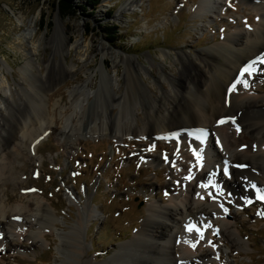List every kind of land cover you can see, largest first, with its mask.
I'll return each mask as SVG.
<instances>
[{
    "label": "rangeland",
    "instance_id": "obj_1",
    "mask_svg": "<svg viewBox=\"0 0 264 264\" xmlns=\"http://www.w3.org/2000/svg\"><path fill=\"white\" fill-rule=\"evenodd\" d=\"M126 1L72 0L71 8L67 9L59 5L58 0H0V58L5 59L10 66L9 70L3 68L2 71L13 88L14 97V100L9 101L10 113L0 112L11 127L1 122L4 131L0 130V133L6 135L15 131L17 135L0 150V165L8 161L12 166V174L6 181L2 178L4 176L0 177L1 211L23 207L33 212L36 208L33 198H36L49 207L57 220L54 230L52 226L43 225L45 234H50V230L67 231L76 220L79 204L87 203L94 210L95 217L86 222L81 235L85 245L83 257L90 262L107 259L119 244L132 238L135 230L141 226L151 201L168 206L171 205L169 198L172 196L184 200L195 168L203 169L207 176H219L229 185L233 186L234 182L226 166L220 165L214 174L200 161L205 155L203 150L195 153L194 149L186 147L180 151L168 137L141 140L134 136L120 138L113 136V133L91 136L89 130L83 129L70 135L71 131H63L60 119V114L67 116L72 112L69 90L89 79L91 93L87 102H84L86 119L83 126L88 129V121L97 116L98 104L106 103L111 88L106 80L101 79L97 70L101 62L99 49L102 45L109 52L131 57L134 66L136 58L145 67L146 75H142L141 80L146 91L140 92V100L146 105L147 97L150 99L159 92L158 84L169 90L164 80L158 83L160 70L173 77L180 76L179 64L173 62L174 53L184 52L194 56L211 44L221 42L234 29L244 32L251 30L259 20L258 7L244 0H218L219 9L217 7L213 12L200 13V16L195 15L192 8L199 0H134L132 7L119 13ZM19 11L26 16L24 25H19L14 18L13 13ZM56 17L64 22V44L67 47L82 34L89 43L93 61L87 67L79 60L82 51L76 53L71 48L62 58L55 53L60 45L59 38L53 36ZM31 19L35 20V38L39 39L40 46L33 56L35 67L30 81L42 95L41 111L46 117L42 124L44 129H38L41 139L34 147V138L25 141L15 129L17 122L31 111L28 98L22 94L21 88L25 86L29 96L34 95L27 83L20 79L18 68L26 55L17 47L15 40ZM252 50L251 46L246 48L248 52ZM162 53L167 54V57H161ZM72 62L76 64L73 75L61 77L50 84L40 83L39 72L49 75L50 70H62ZM198 65L200 70L204 69V63ZM1 67L0 60V70ZM104 67L113 74L110 56L104 58ZM209 67L213 69V64H209ZM124 69L123 63L116 66L121 90L115 86L114 91L118 93L123 91L125 85ZM258 73V77H251V82L258 84V90L264 94V68L261 67ZM117 112L115 106L107 108L110 117H114ZM251 115L246 118L251 120ZM48 127V134L44 136V130ZM226 131L228 139L239 141L241 147H245L244 142L250 141L254 135L250 129L241 128L234 135H231L230 130ZM153 144L154 147L150 148ZM152 156L155 161L150 158ZM260 176L257 187L264 195V176ZM244 183L247 184V181L244 180ZM205 187L208 190L207 200L217 201L218 207L232 223L233 230H239L247 245L240 249L216 231L212 232L210 239L213 242L209 244L206 232L211 228L209 225L204 228L206 236L202 239L207 241L204 249L216 250L224 263L264 264V215L258 214L264 213V200L256 197L250 200L251 203L239 206L235 195L220 193L218 188L216 190L210 184ZM70 195L74 199L72 202L69 200ZM8 241L11 248L5 250V243L0 246V252L9 259L0 257V264H60V255L56 250L59 241L53 235H48L47 240L40 239L44 246L36 244L31 247L32 240L26 239V236L20 240L9 237Z\"/></svg>",
    "mask_w": 264,
    "mask_h": 264
},
{
    "label": "bare ground",
    "instance_id": "obj_2",
    "mask_svg": "<svg viewBox=\"0 0 264 264\" xmlns=\"http://www.w3.org/2000/svg\"><path fill=\"white\" fill-rule=\"evenodd\" d=\"M244 1L253 2L258 7L257 26L246 32L234 29L224 36L221 42L211 44L194 56L184 52L177 55L174 53L173 62L177 61L179 64L180 76L173 77L161 70L158 74V83L161 80L167 82L168 92L158 84L159 92L150 99L148 96L145 105L140 100V92L145 90V84L141 80L142 75H146L145 67L136 58L134 60L136 66H134L131 57H122L118 52H109L102 45L99 49L101 62L97 70L100 72L101 79L106 80L108 86L111 87L106 103L98 104L97 116L88 121V129L83 128L85 126L84 102H87L91 93L88 86L89 79H87L68 92L72 112L67 116L60 114L63 131H71L70 135L83 129L89 130L91 136L96 133L103 135L113 133V136L117 135L120 138L134 136L141 140L155 139L160 136L170 138L173 146L180 151L186 147H191L195 153L203 150L205 153L203 157H208L209 161L204 158H200V161H203L204 165H207L214 174L217 173L220 165L226 166L227 173L233 179V186L220 179L219 176L216 177L213 174L207 176L203 169L196 170L195 168L194 178L187 185L184 200L172 196L169 198L171 205L168 206L151 201L141 226L135 230L132 238L119 244L107 259L95 262H90L89 259L83 257L85 245L81 231L86 222L95 217L94 210L87 203L79 204L76 220L67 231H53L57 221L54 214L48 206L37 201L36 198H33L36 203L33 212L23 207H20L21 209L18 207V210L13 208L1 211L2 206L0 205V246L6 243L5 250H9L11 248L9 243L7 244L9 237H17L20 240L24 236L32 240L31 247H35L36 244L44 246L45 244L41 243L40 239L47 240L48 235H53L59 241L56 250L60 255V264H228L220 260L219 254L213 248L204 249L207 241L208 243L213 242L210 237L214 231L226 236V239L234 246L240 249L246 247L247 244L241 238L239 230H233L232 223L218 207L217 201L207 200L208 190L205 187L210 184L216 190L218 188L220 193L235 195L239 206L261 195L257 181L260 180L259 175L264 176V94L258 90V84L251 82V77H258L260 75L258 71L261 67L264 68V62H262L264 60V0ZM133 2L134 0L126 1L119 13L132 7ZM217 4L219 5L218 0H199L192 8L195 15L200 16V13L213 12L217 7L219 9ZM13 15L19 25H24L26 16L23 12L19 11ZM55 19L53 36L58 37L60 42L55 53L62 58L63 54H67L71 48L76 53L82 51L79 60L83 66L87 67L93 61L89 53V43L82 34L74 40L70 47H67L64 44V22L59 17ZM28 23L29 25L16 36L15 40L17 47L26 55L25 61L18 68L20 79L27 83L34 95L29 96L25 86H22L21 92L28 98L31 111L30 113L27 111L29 114L17 122L15 129L25 141L34 138L33 142L31 141L34 147L41 139L38 129H44L42 124L45 123L46 117L41 111L43 108L42 95L30 81L35 67L33 56L38 51L40 41L35 38V20L31 19ZM248 46H251L253 50L246 51ZM106 56L112 58L113 74L106 71L104 67ZM164 56L167 57V54L162 53L161 57L164 58ZM217 57L221 59L218 60ZM0 60L2 61L0 112L3 110L9 114V101L14 100L13 88L2 69L9 70L10 66L5 59L0 58ZM119 63L125 64L126 77L123 91L120 93L114 91L115 86L118 89L120 87L116 74V66ZM198 63L201 65L204 63V69L200 70ZM209 64H213V69L209 67ZM249 65L252 67L251 74L246 72L241 77V70ZM75 67L76 64L72 62L71 65H65L62 70H50L49 75L48 73L42 75L39 72L40 83L50 84L61 77L71 76L74 74ZM237 80L246 81L248 86L245 87L243 82L236 83ZM152 84L154 85L155 82ZM233 84L236 85L235 90L229 91ZM14 91L17 94V90L14 89ZM114 106L118 108V112L114 117H110L107 115V108ZM249 114H252L251 120L246 118ZM221 120L226 123H219ZM1 122L8 126L9 121L3 113H0V130L4 131ZM8 127L11 125L9 124ZM237 127L244 130L250 129L254 133L250 141L244 142L245 147H241L239 141L228 139L226 130H230L231 135H234ZM48 130L49 127L44 130V133L42 132L44 136L48 134ZM13 132L6 135L0 133V150L4 149L3 147L11 139L17 137L15 131ZM153 147L154 144L150 146V148ZM18 150L19 148L16 152ZM150 158L155 161L153 156ZM3 164L0 165V177L4 176L2 178L6 181L12 174V166L8 161ZM69 200L71 202L74 200L71 195ZM14 217H19V219H14ZM45 224L52 226L53 230H50V234H45L43 227ZM209 225L211 228L206 231L207 241L205 238L199 240L198 231L188 230L189 227H194L204 236V228ZM25 227L28 229L25 230ZM197 240L199 242L193 248L191 245ZM0 257L4 260L9 259L3 252H0Z\"/></svg>",
    "mask_w": 264,
    "mask_h": 264
},
{
    "label": "snow or ice",
    "instance_id": "obj_3",
    "mask_svg": "<svg viewBox=\"0 0 264 264\" xmlns=\"http://www.w3.org/2000/svg\"><path fill=\"white\" fill-rule=\"evenodd\" d=\"M262 62H264V61H262ZM251 71H252V67H251V65H249V66H247V67H245L244 69L241 70V74L240 75H241V77H243L244 73L247 72V73L251 74ZM241 82H243L245 84V87L248 86L246 81L237 80L236 83H241ZM235 87H236V85L233 84L232 87L229 89V91H234L235 90ZM219 123H226V121L221 120ZM237 131H239V128L238 127H237ZM165 158L167 159V157H165ZM258 199L264 200V195L258 196ZM246 203H251V201L250 200L249 201H246ZM225 211H227V210H225ZM258 214L264 215V213H258ZM14 219H19V217H14ZM188 230L189 231H194V230L195 231H198L199 232V235H200V238L201 239L203 238L202 232H200L198 229H195L194 227H189ZM198 242L199 241L197 240L196 242L192 243L191 246L193 248H195L196 247V243H198ZM209 243H211V242H209ZM213 247H215V245H213Z\"/></svg>",
    "mask_w": 264,
    "mask_h": 264
},
{
    "label": "trees",
    "instance_id": "obj_4",
    "mask_svg": "<svg viewBox=\"0 0 264 264\" xmlns=\"http://www.w3.org/2000/svg\"><path fill=\"white\" fill-rule=\"evenodd\" d=\"M59 5H63L65 6L67 9H70L71 8V3H72V0H58L57 2Z\"/></svg>",
    "mask_w": 264,
    "mask_h": 264
}]
</instances>
